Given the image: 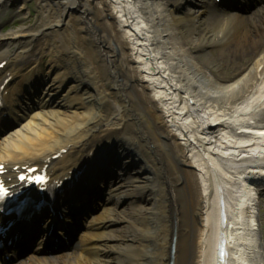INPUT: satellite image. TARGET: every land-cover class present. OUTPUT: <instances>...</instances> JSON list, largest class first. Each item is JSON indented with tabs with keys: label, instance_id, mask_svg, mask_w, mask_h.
I'll return each mask as SVG.
<instances>
[{
	"label": "bare ground",
	"instance_id": "obj_1",
	"mask_svg": "<svg viewBox=\"0 0 264 264\" xmlns=\"http://www.w3.org/2000/svg\"><path fill=\"white\" fill-rule=\"evenodd\" d=\"M197 1L182 14L183 0H34L39 24L0 33L15 120L0 140L8 177L67 148L47 169L61 180L99 142L122 160L116 178L100 181L98 210L81 216V248L48 264H168L174 237V264H216L223 233L232 264H264L255 259L256 230L264 253V5L207 16ZM27 2L0 9L24 18ZM209 47L248 60L222 75ZM34 72L45 83L19 116L13 106Z\"/></svg>",
	"mask_w": 264,
	"mask_h": 264
},
{
	"label": "rangeland",
	"instance_id": "obj_2",
	"mask_svg": "<svg viewBox=\"0 0 264 264\" xmlns=\"http://www.w3.org/2000/svg\"><path fill=\"white\" fill-rule=\"evenodd\" d=\"M25 13L26 16H24V18L19 17L18 14L15 13V10L13 8H10L9 10H6L5 14L2 15V12L0 10V32L1 33H7L8 31L17 29L18 27H35L38 23V19L39 17L42 15V12L40 10V8L37 6V4L34 2V0H28L27 4H26V8H25ZM79 10V9H78ZM76 13H78V15L76 14V17L79 18L81 17L80 15L83 13H80V11H77ZM55 14V13H54ZM51 36L48 35V37H46V39H49V37ZM64 48H67V43L64 42L62 43ZM88 44H86L87 46ZM88 48V47H87ZM12 49V48H10ZM214 59H216V64L218 66V73L222 74V75H229L231 72L236 71V69L239 67V64L241 63H245L248 59L247 58H243L241 60H234L231 59L230 57H224V56H218L216 48L213 49H209L207 51ZM46 53V52H44ZM43 59H47L49 60L50 57L48 55H43ZM110 121H107L106 124H109ZM257 191H261V189H258ZM263 197H264V193ZM264 200V199H263ZM264 204V202H263ZM138 205V203H137ZM262 224L264 225V220H262ZM261 234V233H260ZM255 242L258 245L257 247V253L255 254V259H264V254L262 252V239L259 237V233L256 230V235H255Z\"/></svg>",
	"mask_w": 264,
	"mask_h": 264
},
{
	"label": "snow or ice",
	"instance_id": "obj_3",
	"mask_svg": "<svg viewBox=\"0 0 264 264\" xmlns=\"http://www.w3.org/2000/svg\"><path fill=\"white\" fill-rule=\"evenodd\" d=\"M20 179H21V180H24L25 178H24V177H21ZM36 182H37V183H43L44 181H43L42 178L37 177ZM0 190H2V189H0Z\"/></svg>",
	"mask_w": 264,
	"mask_h": 264
}]
</instances>
